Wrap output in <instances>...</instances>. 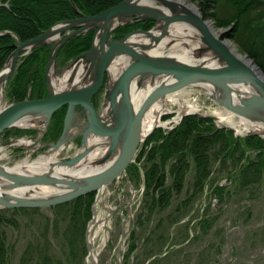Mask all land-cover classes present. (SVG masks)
Returning <instances> with one entry per match:
<instances>
[{"label":"water","instance_id":"95a60500","mask_svg":"<svg viewBox=\"0 0 264 264\" xmlns=\"http://www.w3.org/2000/svg\"><path fill=\"white\" fill-rule=\"evenodd\" d=\"M184 2L152 0L148 4L144 0H123L97 15L86 16L71 1L77 18L58 22L26 42L15 37L16 43L10 46L13 52L0 71V86H5L18 67L21 53L28 54L38 47L50 49L54 44L45 68L46 95L0 108V136L10 129L33 131L37 138L31 147H36L47 133L54 114L66 107L61 134L55 143L47 144L46 153H60L70 141L79 137L80 148L72 158L52 162L41 171H17L14 167L0 165V210L47 209L94 193L92 217L84 234L90 264L100 261V252H96L91 243L92 235L101 223L106 226L114 212H120L122 207L119 203L111 209L104 202L98 203V198L121 177L129 184L127 170L134 162L138 147L159 128L155 125L151 132L143 133L144 119L155 104L164 103L168 95L181 88H196L238 122L245 120L254 128L237 135V131L225 125L221 118L204 111L186 112L181 120L194 115L212 121L216 131L223 129L237 137L264 138V73L253 59L238 53L233 43L222 37L228 29L215 28L194 4ZM148 21L154 23L150 30L134 29L119 39L112 35L121 27ZM177 25L187 26L196 34L194 44L199 47L193 50L192 61L168 54H152L166 41H170L167 49L171 48L174 43L171 30ZM90 32L93 36L89 50L66 67L67 82L58 89L51 72L57 53L71 38ZM134 37L142 39L134 41ZM121 58L127 60L126 67L113 78L110 68ZM147 87L151 90L135 108L133 92L144 91ZM101 88L102 108L96 112L91 101ZM22 122H29L30 126H19ZM93 137L105 140L93 144L89 142ZM99 147L106 149L105 154L91 160L89 157ZM83 165L95 170L83 175L64 172ZM98 205L107 212L102 222L97 220ZM124 228L122 222L120 243ZM106 244L107 241L104 246ZM121 261L122 257L120 264Z\"/></svg>","mask_w":264,"mask_h":264},{"label":"rangeland","instance_id":"374dc122","mask_svg":"<svg viewBox=\"0 0 264 264\" xmlns=\"http://www.w3.org/2000/svg\"><path fill=\"white\" fill-rule=\"evenodd\" d=\"M192 3L198 8V0ZM228 12L229 8L222 4L217 7L215 18L225 17ZM207 20L214 22L212 18ZM186 90L192 94L186 97L190 99L189 103H185L186 98L181 99L180 105L184 108H188L187 105L191 103L197 104L206 113H216L219 110L207 102V96L201 90ZM6 92L7 89L4 88L0 108L8 105ZM169 110L172 112H168ZM177 112V105L169 106L161 116V122L174 119ZM227 119H224V123ZM161 130L164 135L171 131ZM0 148H3L2 154H5L0 163L8 167H14L17 162L25 159L35 160L47 152L45 149L37 154L31 152L32 155L18 156L14 151L15 147L6 146L1 141ZM75 148L61 153L57 159L72 157L76 152ZM216 151H219V147L213 153ZM256 155L257 152L253 149L248 150L242 158L239 149L235 154L224 158L219 155L215 159L213 155L210 175L201 192L190 198L196 190L192 169L187 175L182 192L177 194L173 190L165 207H148L144 173L140 165L137 176L132 181L127 173L129 184L124 178L110 184L106 189L104 205L114 209L120 201L123 204L121 211H115L106 223L107 244L104 246L101 241L103 230L94 237V249L100 252L99 264H120V257L122 264H264V162ZM169 183L170 180L168 186ZM41 215L52 217V213L47 210L42 211ZM97 215H101V218L107 216L101 205L97 207ZM4 216L14 220L17 225L5 228L7 242L12 245L8 256L9 264H32L30 260H36L37 255H40L37 252L39 249L35 247L38 246V234L43 228V217L31 213L14 214L11 210L6 211ZM122 222L125 223V234L120 243ZM131 234L134 236L136 249L125 261L124 255L132 241ZM59 242L58 239L54 241L56 245ZM55 255L61 254L55 251ZM60 263L90 264L87 254L77 253L73 246L64 251V258L61 256Z\"/></svg>","mask_w":264,"mask_h":264},{"label":"trees","instance_id":"16d2710c","mask_svg":"<svg viewBox=\"0 0 264 264\" xmlns=\"http://www.w3.org/2000/svg\"><path fill=\"white\" fill-rule=\"evenodd\" d=\"M86 16L97 15L104 10L118 4L123 0H2L0 4V71L10 56L11 45L16 38L26 42L46 31L54 24L78 17L71 5ZM195 2V0H189ZM225 5L229 12L225 17H216L217 7ZM203 18L214 19L215 28L228 29L223 38L229 39L244 53L254 60L264 73V0H198L197 4ZM154 23L151 21L127 25L113 32L114 38H121L134 29L150 30ZM6 32L4 34H1ZM93 32L73 38L66 46V59H74L89 50ZM38 48L25 59L12 80L8 99L20 102L26 99L30 80L33 81L30 99H40L43 93L42 71L37 70L36 75L26 80L33 65H40L43 69V58ZM65 109L59 110L52 117L51 136H57ZM31 133V131H26ZM56 139V138H55ZM219 151L213 153L215 148ZM240 150L242 158L248 150L257 152L264 162V140L255 136L237 138L226 130L216 131L212 121L194 115L186 116L179 125L165 135L158 128L144 141L138 152L135 162L129 167L127 173L130 180L137 176L140 165L144 173V189L146 202L151 209L165 207L172 191L180 194L185 180L193 169L195 179L194 198L203 188L205 180L210 175L212 156L215 159L222 155L227 157ZM143 161V162H142ZM170 180V185L167 183ZM95 194H89L70 203L47 209H14V214L31 213L41 217L44 210L50 211L52 217H43V228L38 234L35 248L40 255L31 259L32 264H61L64 251L76 247L77 253L87 254L84 233L91 219V206ZM165 200V201H164ZM163 202V204L161 203ZM0 210V264H9L8 256L12 247L7 242L6 227H15L16 222L7 219ZM130 245L124 260L126 261L136 249L134 236L130 235ZM59 240V244L54 243ZM34 248V250H35ZM31 249V248H30ZM52 250V251H51ZM74 250V249H73ZM60 252V256L55 255ZM52 252V253H51ZM54 253V255H53ZM38 260V261H37ZM126 264V262H125Z\"/></svg>","mask_w":264,"mask_h":264},{"label":"bare ground","instance_id":"6f19581e","mask_svg":"<svg viewBox=\"0 0 264 264\" xmlns=\"http://www.w3.org/2000/svg\"><path fill=\"white\" fill-rule=\"evenodd\" d=\"M174 1L184 2L183 0H174ZM144 2L151 4L152 0H144ZM184 3L187 4V3H192V2H190L189 0H186V2H184ZM171 32H172V40L171 41L174 42L171 45V48L167 49V47L170 45L169 44L170 41H166L158 49L153 50L152 54H156V55L168 54V55L179 57L185 61H192L193 50H195L197 47H199V45L197 43L194 44V39L196 37L195 32L193 30H191L189 27L184 26V25L175 26L173 28V30H171ZM139 38L140 37H134L133 40L135 41V40H138ZM140 39H142V38H140ZM237 52L240 53L238 50H237ZM5 64H6V62H5ZM5 64L3 65L2 69L4 68ZM126 64H127L126 59H123V58L118 59L110 68V74L112 75V77L113 78L118 77L119 74L126 67ZM79 71L82 73V69H80ZM68 73L69 72H66L60 78L55 77L53 79L55 82V85L58 89H62L65 86L67 79H68ZM186 89L187 88H181L178 91L171 93L170 95H168L167 99H165L164 103H157L149 110V112L147 113V115L144 119V124H143V133L144 134L151 132V130L153 129V127L155 125H159V127L166 129V130L167 129H174L178 125V123L180 122L181 117L184 113L187 112V114H189V112L203 111L202 109H199L197 107V104L191 105V103H190V105H187L188 108H186V107L184 108L183 106L180 105L181 99L188 97L189 96L188 94H192L190 91L186 92L187 91ZM150 90H151V88L147 87L144 91H141V92H135L134 91L133 92L132 100H133V104H134L135 108H137L141 105L146 94ZM3 91H4V86H0V102H1L2 97H3ZM185 101H186L185 103H189L190 99L186 98ZM174 104L178 106V112H177L178 114L174 119H172L173 123H170L169 121L164 122V123L161 122L160 117L163 115L164 111H166V109L169 108V106H173ZM168 112L171 113L172 111L169 110ZM207 114L211 115V113H207ZM212 115L221 118L223 122H224L225 118H228L227 120H225L224 124L234 128L237 131V135H244L246 133L247 129L254 128V126L252 127V125H250L245 120L243 121L242 119H240L239 122H236L235 119H233V116L228 115L224 110H218V111H216V113H212ZM238 124L240 125V129L237 128ZM168 125H170V127H167ZM19 126L28 127V126H30V124H29V122H22V123H20ZM104 140L105 139H99V138L96 139V137H93V138H91V140H89V142L93 143V144L94 143H97V144L100 143L101 144L104 142ZM18 144H24L27 146L29 143L19 142ZM141 146H142V144L138 147L137 153L140 151ZM2 151H3V148H0V154H2ZM105 152H106V149L104 147H99L97 149V151H95L89 158L91 160L98 159L101 156H103L105 154ZM137 153H136V156H137ZM58 155H59V153H53V154L50 152L45 153L44 155L39 156L35 160H30V159L22 160L21 162H18L14 166V168L17 169V171H25V170L41 171V170H45L48 168V166L52 162L61 161V160L57 159ZM4 157H5V154H2L0 156V159L4 158ZM134 161H135V159H134ZM94 170L95 169H93L89 165H83V166H80V167L75 168V169L65 170L64 172H69L71 174L83 175V174L90 173ZM122 178L123 177H121L119 180H121ZM42 191L45 192V190H42ZM105 194H106L105 191L102 194H100V196L98 198V203H102L104 201ZM100 216L101 215H97V220L102 222L103 218H101ZM98 228L95 230L94 234L92 235L91 243L94 245V237H97L98 235H100V230H103V232H102L103 234L101 236V241L104 245V243L107 241L106 231L104 230V228L106 229V226L101 223L98 226Z\"/></svg>","mask_w":264,"mask_h":264},{"label":"flooded vegetation","instance_id":"af4514ba","mask_svg":"<svg viewBox=\"0 0 264 264\" xmlns=\"http://www.w3.org/2000/svg\"><path fill=\"white\" fill-rule=\"evenodd\" d=\"M80 36H82V35H80ZM72 39L73 38H71L69 41H67L61 47V49L59 50V52L57 53V56H56V64L51 69L52 79H54L57 76H62V74L64 73V70L66 69V67L72 62L73 59H71V60L66 59V52H65V49H64L65 46ZM53 46H54V44H52L50 46V49L49 48H46V47H38V48L41 49L40 55L44 59L43 60V69H41L40 65L35 64V65L32 66L29 74L26 77V80H29L30 78H32L33 76L36 75V71L37 70H41L42 71L43 90H44L43 93L44 94L46 93V89H45V68H46V65L48 63V59L50 57V50L53 48ZM38 48H36V49H38ZM36 49H34V50H36ZM34 50H32V51H34ZM32 51H30L28 54H26L25 52L20 54V56L18 58V61H17L18 67H17L15 73L8 79V81L6 82V84L4 86V88L7 89L6 94H8V91L10 90V87H11L12 80L14 79V77H15L18 69L20 68L21 64L32 53ZM12 52H13V50H12ZM29 83L30 84L27 86L28 87V90H27V93H26V99H30V95L32 93L33 81L30 80ZM102 90H103V88H101L100 91H98V93L93 96L92 101H91L92 102V105H93V108H94V110L96 112H99L100 109L102 108V92H103ZM7 100H8L7 101L8 104L12 103V100H9V99H7ZM13 103H15V102H13ZM62 109H65V111H66V107H63ZM77 110L79 111L80 109L77 108ZM64 114H65V112H64ZM63 117H64V115H63ZM63 117H62V120H63ZM52 120H53V118H52ZM62 120H61L60 130L57 132V136L55 137V136H51L50 135V129H51V126H52V121H51V124H50V126L48 128L47 133L45 134V136L43 137V139L39 142V144L36 147L35 146L31 147L32 142L37 138V133L36 132H33V131H31V133H27L26 130L10 129L8 131H5L0 136V141H1V143L3 142L6 146H13V144H14L13 147L16 148L14 151L16 152V154L18 156H20V155H32V153L37 154V153H39L40 150H45V149H47V151H48L49 149L47 147V144L55 143L57 141V139L59 138L60 134H61V131H62ZM89 140H91V139H89ZM19 142H23V143L25 142V143H29V144L26 146L24 144H18ZM80 143H81V138L80 137L73 139L72 141L69 142L68 147L64 151H62L61 153H64L66 151H70V150H72V149H74L76 147L75 148L76 149V152L74 153V155H75L78 152L79 148H80ZM45 153H43V154H45ZM61 153H59V155ZM72 157H68V158H66L64 160H68V159H70ZM114 193H116V192H114Z\"/></svg>","mask_w":264,"mask_h":264},{"label":"built area","instance_id":"2783aa9c","mask_svg":"<svg viewBox=\"0 0 264 264\" xmlns=\"http://www.w3.org/2000/svg\"><path fill=\"white\" fill-rule=\"evenodd\" d=\"M213 106H214V105H213ZM216 108H217V107H216ZM217 109H218V108H217ZM17 163H18V162H17ZM17 163H16V164H17Z\"/></svg>","mask_w":264,"mask_h":264}]
</instances>
